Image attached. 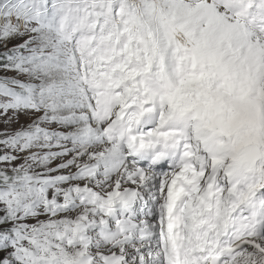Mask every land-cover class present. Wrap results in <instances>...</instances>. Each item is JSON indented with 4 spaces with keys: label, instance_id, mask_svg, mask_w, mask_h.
Instances as JSON below:
<instances>
[{
    "label": "snow or ice",
    "instance_id": "obj_1",
    "mask_svg": "<svg viewBox=\"0 0 264 264\" xmlns=\"http://www.w3.org/2000/svg\"><path fill=\"white\" fill-rule=\"evenodd\" d=\"M0 72V264H264V0H0Z\"/></svg>",
    "mask_w": 264,
    "mask_h": 264
},
{
    "label": "rangeland",
    "instance_id": "obj_2",
    "mask_svg": "<svg viewBox=\"0 0 264 264\" xmlns=\"http://www.w3.org/2000/svg\"><path fill=\"white\" fill-rule=\"evenodd\" d=\"M5 75L4 73L0 72V76ZM7 75H12L11 73H8ZM23 122V121H22Z\"/></svg>",
    "mask_w": 264,
    "mask_h": 264
}]
</instances>
